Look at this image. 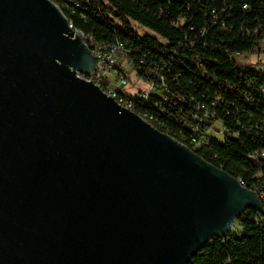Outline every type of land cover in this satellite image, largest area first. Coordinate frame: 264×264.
I'll use <instances>...</instances> for the list:
<instances>
[{
	"label": "water",
	"instance_id": "water-1",
	"mask_svg": "<svg viewBox=\"0 0 264 264\" xmlns=\"http://www.w3.org/2000/svg\"><path fill=\"white\" fill-rule=\"evenodd\" d=\"M51 0H0V264H189L257 193L123 109Z\"/></svg>",
	"mask_w": 264,
	"mask_h": 264
},
{
	"label": "trees",
	"instance_id": "trees-1",
	"mask_svg": "<svg viewBox=\"0 0 264 264\" xmlns=\"http://www.w3.org/2000/svg\"><path fill=\"white\" fill-rule=\"evenodd\" d=\"M51 1L76 30L99 42H127L136 67L142 59L161 69L168 63L173 137L180 139L191 98L216 100L230 133L225 143L213 140L196 153L248 187L264 180V159H252L264 150V72L235 56L262 47L264 0ZM236 223L240 232L212 239L189 264H264V217L248 210Z\"/></svg>",
	"mask_w": 264,
	"mask_h": 264
},
{
	"label": "built area",
	"instance_id": "built-area-1",
	"mask_svg": "<svg viewBox=\"0 0 264 264\" xmlns=\"http://www.w3.org/2000/svg\"><path fill=\"white\" fill-rule=\"evenodd\" d=\"M75 7L80 8V4H76ZM178 22L175 21L176 24ZM69 29L73 30L82 39L95 61L94 71L89 76L78 74L79 77L92 83L123 109L134 113L154 129L169 136L192 152L196 153V149L209 146L213 140L225 143L230 130L217 113L216 107L218 106V102L216 100L205 102L191 98L188 117L182 118L181 125L183 128L179 132L180 139L169 134L170 127L168 126V121H172L170 118L172 117V113H175H171L168 108L170 101L168 95L172 94L168 88L167 79L164 74V66L168 63L162 61L163 67L161 69L157 66H150L149 61L142 59L139 61L141 66L136 67L132 49L127 42L119 39L99 42L93 36L76 30L70 22ZM257 51H262V47ZM253 53H236L235 56L239 59ZM252 67L259 68L264 72V61L262 64L256 63ZM132 75L138 78L146 88L136 91L130 90L132 88ZM177 99L181 100L178 97ZM184 111L185 109H182L181 113ZM178 124L179 121H176V125ZM217 125L220 126V131L215 132ZM252 159H264V150H256ZM261 176V173L256 175L258 178ZM237 181L246 189L257 193L264 206V180H258L252 187H248L241 179H237ZM259 214L263 216L261 213Z\"/></svg>",
	"mask_w": 264,
	"mask_h": 264
},
{
	"label": "rangeland",
	"instance_id": "rangeland-1",
	"mask_svg": "<svg viewBox=\"0 0 264 264\" xmlns=\"http://www.w3.org/2000/svg\"><path fill=\"white\" fill-rule=\"evenodd\" d=\"M141 32L143 33L142 30H141ZM239 61L244 66H252V65H255L256 63L262 64V62L264 61V43L262 46V51H260V52L257 51L251 55L239 58ZM131 81H132V83H131L132 88H130V90L133 89L136 91L138 89H145L146 88V86L138 78L134 77V75H132ZM215 129H217V130H215V132L220 131V126L217 125ZM234 231L240 232V228H239L237 223L235 225Z\"/></svg>",
	"mask_w": 264,
	"mask_h": 264
}]
</instances>
